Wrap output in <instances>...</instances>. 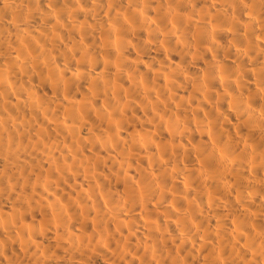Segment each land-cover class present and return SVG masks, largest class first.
<instances>
[{"label":"bare ground","instance_id":"obj_1","mask_svg":"<svg viewBox=\"0 0 264 264\" xmlns=\"http://www.w3.org/2000/svg\"><path fill=\"white\" fill-rule=\"evenodd\" d=\"M0 264H264V0H0Z\"/></svg>","mask_w":264,"mask_h":264}]
</instances>
